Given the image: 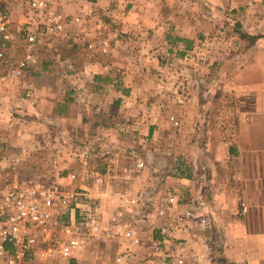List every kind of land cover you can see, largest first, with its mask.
I'll return each mask as SVG.
<instances>
[{
	"label": "crops",
	"instance_id": "0c3cea01",
	"mask_svg": "<svg viewBox=\"0 0 264 264\" xmlns=\"http://www.w3.org/2000/svg\"><path fill=\"white\" fill-rule=\"evenodd\" d=\"M109 1L112 4L107 6ZM109 1L80 0L71 5L70 0H62L55 3V7L65 15L80 13L81 8L84 12L102 13L106 7H110V12L120 19L117 23L133 32V29L150 23L151 19L147 17L150 11L148 0H127L130 3L126 2L127 10L122 13L125 0ZM182 5L181 2L179 7ZM13 12L18 22L28 20V17L23 16L21 7H16ZM92 18L89 17V23H92ZM138 35L133 33V36L128 37ZM142 35L144 38L145 33ZM142 47L143 64L139 69L142 78L136 74L139 79L134 81L128 73L125 77L126 86L120 90L122 98L114 101H124L126 108L121 109L124 114H106L102 111L90 114L88 106L82 107L78 114L71 111L60 113L56 104L52 103L60 94H63L65 102L71 103L83 94L88 96L99 91L98 88H114L118 92L119 75L115 70L120 67L118 63H90L96 70L92 72L93 81L88 86L98 87L92 88L91 92L81 90L85 84H77L69 74L64 75L60 93V89L52 93L50 86L54 82L49 84L45 80L42 83L38 80L33 85L37 91L34 100L37 107L32 118L36 115L39 119L44 117L67 123L66 130L73 136L75 131L80 130L82 136L103 135L105 141L108 136H115L113 141L118 138L116 140L119 143H102L103 147L98 149L101 155L106 153L105 158L108 159L104 172L93 171V179L88 180L86 174L90 167L84 166L87 172L79 174V183L86 186L95 204L98 199L97 211L101 222L105 220L107 210V222L118 212H123L125 219L132 222L135 240L127 238L123 229L109 223L106 226L102 222L105 230L99 236L102 240L93 241L95 247L104 245L103 242H106L107 247H117L114 264H118L116 258L126 251L129 255L124 264H163L166 261L173 262L179 256H184L189 264H264V176L261 178L260 173L264 172V47L244 48L245 52L239 53L238 63L235 62L238 60L236 58L218 67L194 64L190 68L188 85L176 78L182 68L172 69L171 77L166 76L162 83L148 82V72L158 66L153 54L160 48L146 46L145 42ZM56 59L63 61L64 56H57ZM52 70L55 71L54 68ZM215 71H221L219 74H222V79L204 77V74L208 77ZM100 74H105L110 80L98 85L95 77ZM185 86L189 89L188 94L184 96L183 93H176ZM44 92L51 93L44 96ZM16 96V93L6 95L9 99ZM19 100L18 97L12 101ZM44 100L52 103L50 108L46 104L49 114L40 112L39 105ZM2 110L3 106H0V120L7 115L2 114ZM99 116L109 122L125 118L131 121V125H128L130 128H120L123 133L113 124L99 127L96 123L98 128L92 130L94 128H89V124L94 123ZM72 122L80 126L72 127ZM124 131H130L128 134H133L135 140L124 142ZM87 147L85 143L82 149ZM129 153L136 157H131ZM124 155L128 157L126 162H122L125 160L122 158ZM64 157L69 158L70 155ZM139 161H144L143 167H138ZM66 165H70L69 162ZM256 168L263 169L260 171ZM98 175L105 177V183L95 182ZM174 193L179 194L183 201L173 206L167 216L159 215L158 201ZM126 198H135L138 203L129 204ZM187 208L193 216L180 221L179 216H183ZM80 211L77 210L78 218ZM202 217L208 218L210 223L203 225ZM167 222L173 225L165 235L161 227ZM156 241L160 242L161 252L152 248ZM83 246L72 257L88 258L89 254L80 251ZM100 254V250L97 251L98 257ZM97 263L101 262L93 264Z\"/></svg>",
	"mask_w": 264,
	"mask_h": 264
},
{
	"label": "rangeland",
	"instance_id": "374dc122",
	"mask_svg": "<svg viewBox=\"0 0 264 264\" xmlns=\"http://www.w3.org/2000/svg\"><path fill=\"white\" fill-rule=\"evenodd\" d=\"M79 1L70 0L69 3L72 5ZM206 1L148 0L150 11H148L147 17L151 21L149 24H143L138 29H133L134 32L130 29L127 30L126 27L122 28L117 23V20L120 19L115 17V13L110 12V7H106L102 13L96 12V14L84 12L83 8H81L80 13L75 15H65L63 11H60L69 20L77 16L81 19L80 21L69 22L65 30L59 34L45 35L42 34L44 29L38 28V23H35V20L29 14L26 0H12L9 8L13 18V28L21 34L22 38L12 47L11 54L17 59L25 57L31 52L35 57V61L31 63L28 74L24 79L0 86V106H3L1 113L7 114L6 118L3 116L0 120V160L5 164L6 176L5 183L0 184V187H8L9 181L17 176L12 169V164L16 161L20 163V173L17 177H34L44 180L58 177L61 181L77 187L80 183H73L69 180L70 172L74 171L78 175H82V172L86 171L85 167L89 165L90 168L88 169L90 170L86 171V179L92 180V172H104L106 169L105 163L108 162V159L105 158L106 153L101 155L98 150L103 147L102 143H119L116 140L117 137L114 141L112 140L115 136H108L109 138L106 137L105 141L103 135H96L95 137L82 136L80 130L75 131V136H73L70 131L66 130L67 123L44 117L39 119L36 115H34L35 118H32V114H36L33 113L34 108L37 107V103L34 101L37 91H35L33 85L38 80L41 83L43 80L49 84L54 82V85L50 86L52 93H55V89L57 91L60 89V93L63 90L64 75L69 74V77H73L77 84H85V88L81 87V90L91 92L90 90L93 87L88 86V84L93 81L92 72L96 69L93 68V65L91 67L90 63L94 64L95 61L105 62L106 65H113L114 63L117 65L118 63L120 67L115 69L116 74L119 75L117 76L118 92L114 88H103V90L98 88L99 91L93 92V94L89 93L88 96L83 94L78 100L71 103L65 102L63 94H60L52 103L56 104V109L60 113L71 111V113L78 114L81 112L82 107L88 106L90 114H99L95 113L98 111L106 114H117V112L124 114L121 112V109L126 108L124 107V101L121 103H114V101L122 98L120 97V90L126 86L125 77L128 76V73L134 81L139 79L136 74L142 78L139 75V69L143 64L142 45L144 42L146 46L160 48L156 54H153V57L156 58L157 64L161 68L157 66L151 72H148L150 75L148 82L155 83V81H158L162 83L166 80V76L171 77L172 69L181 70L182 68L181 74H178L176 78L183 81L184 85H188V81L191 79L190 68L194 67V64L218 67L236 58L238 60L235 62L238 63L241 56L239 53L245 52L244 48L248 46L264 47V2L261 3V0H208V4ZM111 2L109 1L107 6H110ZM126 2L130 3L127 0L124 1L121 13L127 10ZM181 2L183 5L179 7ZM18 6L21 7L23 16L28 17L27 21L18 22L15 20L13 11ZM175 8L177 9L175 10ZM157 13L159 15L156 21L153 22ZM89 17H93L92 23H89ZM29 32L40 33L38 42L32 47L26 42V36ZM133 33H139V38L128 37V35L133 36ZM143 33H145L144 38H142ZM155 33L156 38L154 39ZM57 56H60V58L64 56V60H57ZM257 56L260 59L263 58L262 55ZM44 64H48L55 71L39 77L37 72ZM71 64L73 66H70ZM131 68H133L132 71ZM220 72L215 71L214 74H209L208 77L204 74V77L211 79L216 76L218 79H222L223 76L219 74ZM56 86L57 88H55ZM188 92L189 89L185 86L183 90L179 89V92L176 93H183L184 95ZM15 93L17 94L16 98H20L19 101L14 102L12 100L16 98L10 97L9 99L6 97V95ZM49 93L51 92H44V96H49ZM8 99L10 101H7ZM52 103L49 104L44 100L39 105L41 114H49L46 104H49L50 108ZM102 121L104 122L102 123ZM115 121L116 119H113L109 122L99 116L97 120H94V123L89 124V128L95 130L98 125L99 127H105L113 124L112 126L122 133L123 130L120 128H130V120L122 118ZM76 122L80 121L77 120ZM96 123L98 124L97 127ZM71 126L78 128L80 125L72 122ZM37 129L43 131H37ZM129 132L124 131V134H122V140L124 139L123 141L126 143L135 140V136L128 134ZM85 140L87 141L85 142ZM85 143L89 147L82 149ZM79 145H82V147ZM126 154L128 155V153ZM64 155H70V157L67 158ZM127 155L122 156L125 159L122 162L128 160ZM129 155L136 157V155L130 153ZM85 160H87V163H85ZM68 162L70 165L67 166L66 163ZM256 169L261 171L263 168ZM260 173L261 178H263L264 172ZM262 193H264V190H262ZM96 201L99 204L98 199ZM181 201L183 200L181 199ZM66 210L67 208L61 209V214ZM108 213V210L105 211V220L102 219L106 226L109 223L107 222ZM58 216L56 217L57 223L52 221L48 234L39 232L41 233V243H45L42 247L47 246L50 240H60L67 235L63 226L68 222H72L73 219H71L69 212L63 216L60 214ZM104 237H102L103 240ZM95 240L102 239H99V237L92 239V242L86 244L87 247L83 246V249L80 250L89 254L87 255L88 258H58L44 264H70L72 260H79L82 264L84 262L86 264L96 262H101L97 264H114L118 248L112 245L107 247L106 242H103L104 245L102 246L95 247L96 245L93 243ZM99 250L103 255L100 254L98 257L97 251ZM103 258L104 260H102Z\"/></svg>",
	"mask_w": 264,
	"mask_h": 264
},
{
	"label": "built area",
	"instance_id": "2783aa9c",
	"mask_svg": "<svg viewBox=\"0 0 264 264\" xmlns=\"http://www.w3.org/2000/svg\"><path fill=\"white\" fill-rule=\"evenodd\" d=\"M62 0H26L28 12L43 28L42 34L56 35L63 32L69 22L80 21L77 16L68 19L55 7V3ZM12 0H0V86L24 79L35 61L34 55L29 52L25 57L15 59L11 50L15 43L22 38L21 34L13 28V18L9 5ZM40 33L29 32L26 36L27 44L32 47L39 39ZM4 162L0 160V184L6 180ZM144 161L138 162L143 167ZM14 174L19 176L20 163L12 164ZM15 177L9 181L8 187H0V264H44L53 259L71 258L74 252L92 239H97L103 231V225L98 214L97 205L89 194V190L81 184H71L61 181L58 177L48 180L37 178ZM20 178V179H19ZM69 180L79 183L77 172H70ZM98 184L105 183V177L98 175L95 178ZM179 194L164 196L158 201V213L167 216L169 210L180 203ZM127 203L136 204L135 198H126ZM67 208L62 212L61 209ZM80 209L77 217V210ZM70 213L71 224L63 226L67 234L60 240L49 241L42 247L40 234H48L52 221L57 223V216ZM60 216V217H61ZM192 211L187 208L184 215L179 216L180 221L192 217ZM59 217V216H58ZM132 222L125 219L123 212H118L109 219V224L124 230V235L134 238ZM201 223L208 225L209 219L202 217ZM172 223L167 222L161 227L163 234H168ZM41 232V233H39ZM160 242L152 247L161 252ZM129 252L126 251L116 258L118 264H124ZM152 264V263H150ZM163 264H189L184 256Z\"/></svg>",
	"mask_w": 264,
	"mask_h": 264
},
{
	"label": "trees",
	"instance_id": "16d2710c",
	"mask_svg": "<svg viewBox=\"0 0 264 264\" xmlns=\"http://www.w3.org/2000/svg\"><path fill=\"white\" fill-rule=\"evenodd\" d=\"M53 68L49 66L48 64H44L41 66V69L37 72L39 77L43 76L44 74L48 72H52ZM110 80V77L106 76L105 74H100L95 77V81L99 85L102 82H108ZM98 88V87H97ZM70 264H78L75 260H72Z\"/></svg>",
	"mask_w": 264,
	"mask_h": 264
}]
</instances>
